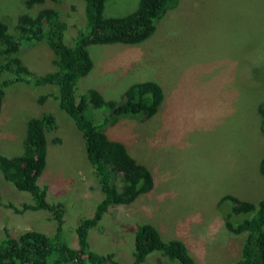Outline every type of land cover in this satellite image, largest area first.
<instances>
[{
  "label": "rangeland",
  "instance_id": "374dc122",
  "mask_svg": "<svg viewBox=\"0 0 264 264\" xmlns=\"http://www.w3.org/2000/svg\"><path fill=\"white\" fill-rule=\"evenodd\" d=\"M68 2L75 9L50 0L34 8L27 7L25 0H0V20L14 34L20 14L32 15L52 6L69 23L72 37L77 30L72 24L83 22L84 2ZM138 2L105 0L103 14L126 15ZM88 50L93 67L77 82V100L91 88L105 99L119 100L130 84L145 79L157 81L164 92L153 117L123 116L124 121L109 131L111 138L122 141L151 170L155 187L129 205L109 208L89 231L91 248L113 252L118 261L130 264L132 230L136 223L148 222L164 239L182 240L194 264H239L245 233L226 229L222 212L231 203L223 202V211L216 203L224 194L255 203L264 194V175L258 170L264 155V116L258 109L264 101V0H178L156 22L147 40L94 44ZM52 55L47 44L39 42L21 58L42 75L52 70ZM7 76L0 74V79ZM4 90L1 154H22L25 125L31 116L50 112L56 117L58 126L47 132V164L39 184L48 186L50 201L63 203L62 235L69 246L76 247L75 225L93 212L102 196L90 189L93 176L81 132L59 108L57 86L16 82ZM44 94L50 95L40 102ZM98 113L90 105L84 110L92 119ZM23 203H32L31 194L15 188L0 171V237L34 229L53 233L50 212L14 210ZM143 264L174 263L153 252Z\"/></svg>",
  "mask_w": 264,
  "mask_h": 264
},
{
  "label": "trees",
  "instance_id": "16d2710c",
  "mask_svg": "<svg viewBox=\"0 0 264 264\" xmlns=\"http://www.w3.org/2000/svg\"><path fill=\"white\" fill-rule=\"evenodd\" d=\"M50 1L56 4L65 2L75 9V4L68 0ZM82 1L85 24L84 19L79 26L73 23L77 30L72 37L68 36L69 23L52 6H43L35 13L31 12L32 15L20 14L14 34H10L8 24L0 20V74H8L7 78L0 79V110L8 84L57 86L59 108L73 119L84 141L88 170L93 176L90 189H97L99 197L102 196L93 212L75 225L77 245L69 246L62 235L65 207L61 202L50 201L48 186L39 184L47 164V132L58 126L56 117L50 112L31 116L25 125L22 154L6 156L0 153V171L15 188L31 194L32 203H23L22 208L12 206L14 210H47L55 221V229L50 235L34 229L17 236L6 234L0 237V264H125L118 261L113 252L93 250L88 240L89 231L100 223L109 208L129 205L155 187L151 170L137 161L122 141L111 138L109 131L124 121L123 116L141 115L142 120L153 117L164 100L162 86L155 80L145 79L130 84L119 100L105 99L94 88L81 94L77 100L76 85L93 67L89 46L136 44L147 40L155 31L156 22L175 8L178 0H139L134 11L109 17L103 14L105 0ZM45 2L25 0V5L34 8ZM39 42L47 44L53 52L52 70L42 75L35 74L21 58ZM49 95H42L39 101L44 102ZM88 105L100 110L95 119L85 116ZM258 109L263 117L264 101L258 104ZM258 170L264 175V155ZM225 201L231 203L227 211L221 209ZM216 204L223 211L226 229L232 234L245 233L239 264H264V194L256 203L224 194ZM134 229L130 264H143L153 252L174 264H194L182 240L176 237L164 239L158 228L148 222L136 223Z\"/></svg>",
  "mask_w": 264,
  "mask_h": 264
}]
</instances>
